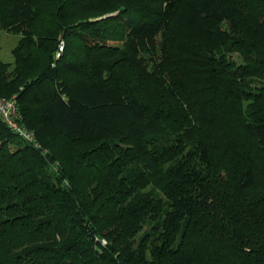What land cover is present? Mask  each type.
Here are the masks:
<instances>
[{
	"label": "trees",
	"instance_id": "trees-1",
	"mask_svg": "<svg viewBox=\"0 0 264 264\" xmlns=\"http://www.w3.org/2000/svg\"><path fill=\"white\" fill-rule=\"evenodd\" d=\"M0 28L38 144L0 118V264H264V0H0Z\"/></svg>",
	"mask_w": 264,
	"mask_h": 264
},
{
	"label": "rangeland",
	"instance_id": "rangeland-1",
	"mask_svg": "<svg viewBox=\"0 0 264 264\" xmlns=\"http://www.w3.org/2000/svg\"><path fill=\"white\" fill-rule=\"evenodd\" d=\"M221 27L225 30H229V25L226 22H222ZM18 33H11L5 31V29L0 28V58L4 62H12L13 58L11 55V49L15 46L16 42L19 38ZM120 43V41L118 42ZM224 54L227 58L232 59L237 64L242 63L243 59L241 54L238 51H234L231 49H226ZM264 81L257 77L248 78V85L250 89L256 90L263 85ZM245 106L249 105V101L244 102Z\"/></svg>",
	"mask_w": 264,
	"mask_h": 264
},
{
	"label": "built area",
	"instance_id": "built-area-1",
	"mask_svg": "<svg viewBox=\"0 0 264 264\" xmlns=\"http://www.w3.org/2000/svg\"><path fill=\"white\" fill-rule=\"evenodd\" d=\"M17 101L15 97L4 98L0 97V118L22 140L38 145L34 139L32 131L24 128L17 121Z\"/></svg>",
	"mask_w": 264,
	"mask_h": 264
},
{
	"label": "water",
	"instance_id": "water-1",
	"mask_svg": "<svg viewBox=\"0 0 264 264\" xmlns=\"http://www.w3.org/2000/svg\"><path fill=\"white\" fill-rule=\"evenodd\" d=\"M109 15V14H108ZM108 15H106V16H108ZM101 17H105V15H103V16H101Z\"/></svg>",
	"mask_w": 264,
	"mask_h": 264
}]
</instances>
